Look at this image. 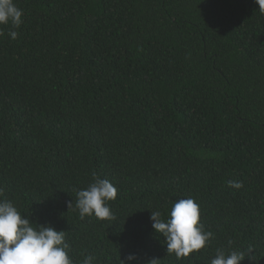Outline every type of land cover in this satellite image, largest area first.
I'll return each mask as SVG.
<instances>
[{
    "label": "trees",
    "instance_id": "obj_1",
    "mask_svg": "<svg viewBox=\"0 0 264 264\" xmlns=\"http://www.w3.org/2000/svg\"><path fill=\"white\" fill-rule=\"evenodd\" d=\"M0 37V199L64 231L74 264H264V13L255 0H14ZM3 27V26H0ZM117 189L114 221L74 189ZM229 181L242 183L241 188ZM192 198L209 247L168 255L151 211ZM251 250V253H249ZM137 264V262H133Z\"/></svg>",
    "mask_w": 264,
    "mask_h": 264
},
{
    "label": "clouds",
    "instance_id": "obj_2",
    "mask_svg": "<svg viewBox=\"0 0 264 264\" xmlns=\"http://www.w3.org/2000/svg\"><path fill=\"white\" fill-rule=\"evenodd\" d=\"M259 11L264 13V0H255ZM23 10L14 0H0V37L7 35L15 40L18 29L23 24ZM230 187L241 188L238 181H229ZM75 204L68 202V208L75 207L81 219L95 216L101 221L116 220L108 202L117 199V189L108 180L93 176V182L85 189H74ZM2 196V190H0ZM150 219L155 232L165 238L168 255L174 254L177 260H187L193 253H200L210 246L213 233L201 223V210L192 198L180 199L173 203L170 218H162L160 210L151 211ZM217 248L210 264H241L245 260L243 251L231 247ZM70 245L64 231H57L51 224L47 226L33 223L20 213L9 199H0V264H74L69 255ZM251 253V250H249ZM95 257L86 255L80 264H94ZM139 258L129 254L120 264H133ZM153 258L148 264H159Z\"/></svg>",
    "mask_w": 264,
    "mask_h": 264
}]
</instances>
